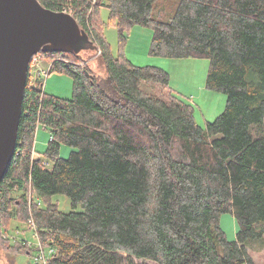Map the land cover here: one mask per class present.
<instances>
[{"label":"trees","instance_id":"trees-1","mask_svg":"<svg viewBox=\"0 0 264 264\" xmlns=\"http://www.w3.org/2000/svg\"><path fill=\"white\" fill-rule=\"evenodd\" d=\"M39 1L74 16L101 51L106 78L82 56L41 54L50 73L73 78V97L28 79L0 184V249L31 253L9 232L32 216L43 247L55 250L49 264H255L246 243L264 237V0H181L169 21L156 18L158 0ZM104 7L118 27V56L104 36ZM136 25L152 28V56L210 60L207 88L228 97L214 122L196 123L167 72L127 59L122 46ZM39 126L51 132L50 169L33 158ZM63 144L77 149L68 159L59 157ZM30 189L39 199L31 207ZM56 195L71 212L59 210ZM230 212L234 242L220 226Z\"/></svg>","mask_w":264,"mask_h":264},{"label":"rangeland","instance_id":"rangeland-1","mask_svg":"<svg viewBox=\"0 0 264 264\" xmlns=\"http://www.w3.org/2000/svg\"><path fill=\"white\" fill-rule=\"evenodd\" d=\"M181 0H158L155 4L157 9L163 11L162 15H156V18L165 16L164 21H169L177 10ZM99 18L103 23L104 36L111 46L114 56L120 53V40L118 27L110 19L109 10L104 7L100 10ZM160 19V18H159ZM153 37L152 28L136 25L126 34V42L123 47L127 59L136 66H154L164 70L169 74V87L176 98L191 105L194 109V118L199 126L206 127L207 123L214 122L225 110L227 104V95L213 91L207 88V77L210 66L208 58H187V59H169L150 55L151 41ZM82 54H91L90 51H84ZM39 66L49 70L50 63L46 58L42 59ZM89 69L100 78H106V73L101 64V59L93 58L89 60ZM73 78L65 73L51 72L43 77L44 91L55 97L70 100L73 97ZM51 140V132L43 126H39L34 137V150L38 153H45L48 143ZM77 149L68 145H61L59 157L68 159L73 151ZM22 192L14 196L19 198ZM64 213L72 211L70 200L65 195H56L52 198ZM221 230L225 233L227 239L231 242L237 240L239 224L232 213H224L220 218ZM19 231V232H18ZM9 236L21 242L28 241L31 245V253L13 254L6 253L0 249V264H43L37 262L40 251L38 240L33 229H29L27 224L19 221L11 222ZM30 245V246H31ZM247 252L252 257L255 264H264V237L261 239L249 240L246 243ZM47 251V249H45ZM135 262L142 263V260L135 259ZM147 264H154L147 261Z\"/></svg>","mask_w":264,"mask_h":264},{"label":"water","instance_id":"water-1","mask_svg":"<svg viewBox=\"0 0 264 264\" xmlns=\"http://www.w3.org/2000/svg\"><path fill=\"white\" fill-rule=\"evenodd\" d=\"M67 12L39 0H0V184L14 157L33 57L73 54L97 60L101 51ZM90 51L91 54H82Z\"/></svg>","mask_w":264,"mask_h":264},{"label":"built area","instance_id":"built-area-1","mask_svg":"<svg viewBox=\"0 0 264 264\" xmlns=\"http://www.w3.org/2000/svg\"><path fill=\"white\" fill-rule=\"evenodd\" d=\"M94 2H96V0H94ZM42 59L43 58L41 57V55H38V56L33 57L32 61L30 63L29 78L28 79H29V83L31 86L36 87L39 84V81L43 80V77L44 76L47 77L49 74L50 69L46 70V69H43L39 66V63L41 62ZM50 68H51V64H50ZM39 159L41 160V158H39ZM43 164L46 168H48V169L51 168L49 161H47L46 159H43ZM32 202H39V199L36 197V195L34 194L32 189H30V191H29V203H30L29 205L30 206L29 207H31ZM39 205H40V203H39ZM27 226L29 229H33L34 234L38 240V247H39V251H40V256L37 259L38 260L37 262H42L43 264H49L51 262L53 256L55 255V250L52 248L51 249L47 248V251H45L46 248H44L43 245L41 244V242L39 241L38 228L36 226L34 217L31 216L28 219ZM23 241L25 243H27L29 247H32V245L28 241H26V240H23Z\"/></svg>","mask_w":264,"mask_h":264},{"label":"crops","instance_id":"crops-1","mask_svg":"<svg viewBox=\"0 0 264 264\" xmlns=\"http://www.w3.org/2000/svg\"><path fill=\"white\" fill-rule=\"evenodd\" d=\"M33 154H34V155H33V158H34L35 160H38L39 158H44L42 153H38V152H36L35 150H34V153H33Z\"/></svg>","mask_w":264,"mask_h":264}]
</instances>
